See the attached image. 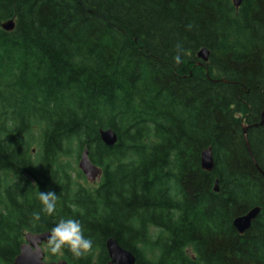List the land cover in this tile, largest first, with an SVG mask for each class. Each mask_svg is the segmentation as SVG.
Wrapping results in <instances>:
<instances>
[{
  "label": "trees",
  "instance_id": "obj_1",
  "mask_svg": "<svg viewBox=\"0 0 264 264\" xmlns=\"http://www.w3.org/2000/svg\"><path fill=\"white\" fill-rule=\"evenodd\" d=\"M263 111L264 0H0V264L62 217L94 247L48 261L107 264L114 238L136 264H264ZM84 149L97 185L65 162ZM40 191L58 204L34 223Z\"/></svg>",
  "mask_w": 264,
  "mask_h": 264
},
{
  "label": "water",
  "instance_id": "obj_2",
  "mask_svg": "<svg viewBox=\"0 0 264 264\" xmlns=\"http://www.w3.org/2000/svg\"><path fill=\"white\" fill-rule=\"evenodd\" d=\"M232 2L236 10H238L242 5L243 0H232ZM2 29L6 32H12L15 29V22L13 20H10L2 24ZM197 58L201 60L202 63H208L210 59V51L206 48L200 50L197 53ZM263 122L264 111L262 113V121L260 125H263ZM258 126L259 125L256 124L252 127L257 128ZM252 127L244 126L243 135L248 152L251 158L253 159L257 169L261 172L253 158L250 144L248 141V131ZM100 138L103 144L108 148H113L118 142V137L116 133L110 129L105 131L102 130L100 132ZM78 167L85 179L90 183H96V181H98L102 176V170L91 162L88 149H84L81 153ZM214 167L215 164L213 151L211 148H209L205 150L201 155V168L207 173H212ZM215 192H219L218 181H216L215 184ZM261 210V208L256 207L250 210L245 215L240 216L234 220L233 226L241 236H243L251 229L253 223L259 217ZM47 235L48 232L41 234H26L24 238L25 242L21 246L20 253L16 257L14 264H68L64 260H59L55 262L46 261V253L43 247L47 244ZM106 250L109 257L108 264H136L135 256L131 252L120 247L114 238H110L107 241Z\"/></svg>",
  "mask_w": 264,
  "mask_h": 264
},
{
  "label": "clouds",
  "instance_id": "obj_3",
  "mask_svg": "<svg viewBox=\"0 0 264 264\" xmlns=\"http://www.w3.org/2000/svg\"><path fill=\"white\" fill-rule=\"evenodd\" d=\"M182 53L179 45L176 49L174 62L180 63ZM40 212L32 214V221L39 222L40 214L54 216L58 204V196L54 191H40L38 193ZM94 241L90 236L85 235L82 224L78 219L60 218L50 229L47 235L46 251L50 257L62 255L66 250L74 260L79 261L91 254Z\"/></svg>",
  "mask_w": 264,
  "mask_h": 264
},
{
  "label": "rangeland",
  "instance_id": "obj_4",
  "mask_svg": "<svg viewBox=\"0 0 264 264\" xmlns=\"http://www.w3.org/2000/svg\"><path fill=\"white\" fill-rule=\"evenodd\" d=\"M65 162H68L69 163V165L71 166L73 172H76L77 173L78 171H80L79 168H78L79 159L77 158V155H76L75 152H73L70 155V157H68L66 159ZM81 183H83V181H81ZM98 183H99V181H97V183H95L93 185H97ZM89 184H91V183H89Z\"/></svg>",
  "mask_w": 264,
  "mask_h": 264
}]
</instances>
